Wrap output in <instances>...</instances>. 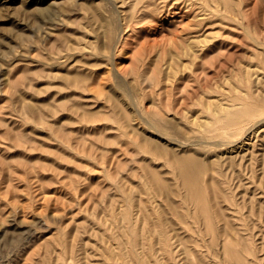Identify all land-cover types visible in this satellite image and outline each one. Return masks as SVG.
Listing matches in <instances>:
<instances>
[{"label":"rangeland","instance_id":"rangeland-1","mask_svg":"<svg viewBox=\"0 0 264 264\" xmlns=\"http://www.w3.org/2000/svg\"><path fill=\"white\" fill-rule=\"evenodd\" d=\"M0 264H264V0H0Z\"/></svg>","mask_w":264,"mask_h":264},{"label":"bare ground","instance_id":"bare-ground-1","mask_svg":"<svg viewBox=\"0 0 264 264\" xmlns=\"http://www.w3.org/2000/svg\"><path fill=\"white\" fill-rule=\"evenodd\" d=\"M130 116V115H129ZM226 121V120H225ZM227 122H228V119H227ZM226 124V123H225ZM175 125V124H174ZM224 126V125H223ZM233 127V126H232ZM231 127V129H232ZM230 128V127H229ZM228 130V129H227ZM233 130V129H232ZM237 130V129H236ZM160 132V131H159ZM162 134V133H161ZM166 135V134H165ZM221 135V134H219ZM163 137V136H162ZM165 138V137H164ZM169 138L170 140H172V138L170 137H167ZM153 140V139H152ZM151 141V140H150ZM149 141V142H150ZM191 143V142H190ZM150 144V143H149ZM151 145L154 147V148H161L162 146H160V144L158 142H151ZM176 145H179V143H176ZM181 145V144H180ZM184 146V145H183ZM182 146V147H183ZM153 148V149H154ZM175 148V147H174ZM167 149V148H166ZM169 150V149H168ZM177 150V149H176ZM157 151V150H156ZM176 152V151H175ZM180 152V151H179ZM164 153V152H163ZM194 153V152H193ZM199 156V155H198ZM200 158V157H199ZM172 160H173V163L175 164L177 170H178V174L181 176L182 180H183V183L185 186H187V188H185V190L187 189V193L189 195H193L194 194V191H196V187H195V183L193 182V180L190 179V174L191 173H195L198 171V160L197 158L193 155V154H178V153H173L172 154ZM206 164V163H205ZM207 165V164H206ZM208 167V166H207ZM175 168V169H176ZM206 168V167H204ZM211 168V167H210ZM206 172V171H205ZM178 175V176H179ZM199 176V175H198ZM204 176V175H203ZM160 177V176H159ZM215 177V176H213ZM208 178V177H207ZM211 178V177H210ZM155 179V178H154ZM157 179V178H156ZM181 180V181H182ZM157 181V180H156ZM161 181V180H160ZM159 182V180H158ZM196 182V181H195ZM206 182V181H205ZM211 183V182H210ZM216 183V182H215ZM167 185V184H166ZM199 185V184H198ZM205 185V184H204ZM164 186V185H163ZM162 186V187H163ZM211 186V185H210ZM200 187V186H199ZM205 187V186H204ZM207 187V186H206ZM212 187V186H211ZM159 188V187H158ZM170 189V188H169ZM202 190V189H201ZM171 191V190H170ZM164 193V192H163ZM168 194V193H167ZM187 194V196H188ZM198 195V194H197ZM200 195V194H199ZM203 195V194H202ZM169 197V196H168ZM198 198H200L198 196ZM205 201V200H204ZM202 204V203H201ZM205 205V204H204ZM217 213V212H216ZM207 214V213H206ZM222 214V213H221ZM207 216V215H206ZM217 216V215H216ZM223 216V215H222ZM226 219V218H225ZM228 225V224H227ZM226 225V226H227ZM223 226H224V223H223ZM208 227V226H207ZM222 227V226H221ZM225 227V226H224ZM222 229V228H221ZM227 228L225 227L222 231V233L225 235L228 231L226 230ZM216 233V232H215ZM212 234V233H211ZM214 234V232H213ZM220 234V233H219ZM212 236V235H211ZM220 238V237H218ZM222 238V237H221ZM216 239V238H215ZM224 239V238H223ZM222 240V239H221ZM220 241V240H219ZM223 242V241H222ZM219 243V242H218ZM220 245V244H218ZM213 246V245H212ZM221 246V245H220ZM223 246V244H222ZM224 247V246H223ZM213 249V247H212ZM211 249V250H212ZM223 249V248H222ZM219 250V249H218ZM221 250V249H220ZM227 250V249H226ZM222 251V250H221ZM224 251V250H223ZM222 251V252H223ZM238 251V250H237ZM215 252V251H214ZM229 253V252H228ZM222 254V253H221ZM236 254V253H235ZM238 254V253H237ZM214 255V254H213ZM216 256V255H215ZM228 259V258H227ZM237 259L238 260H242V257L240 258V256L237 255Z\"/></svg>","mask_w":264,"mask_h":264}]
</instances>
